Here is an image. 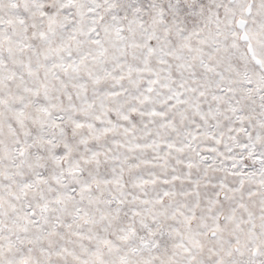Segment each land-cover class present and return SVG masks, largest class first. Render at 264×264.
Returning <instances> with one entry per match:
<instances>
[{
    "label": "snow or ice",
    "instance_id": "obj_1",
    "mask_svg": "<svg viewBox=\"0 0 264 264\" xmlns=\"http://www.w3.org/2000/svg\"><path fill=\"white\" fill-rule=\"evenodd\" d=\"M0 264H264V0H0Z\"/></svg>",
    "mask_w": 264,
    "mask_h": 264
}]
</instances>
